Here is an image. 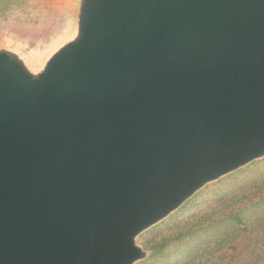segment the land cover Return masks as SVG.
I'll return each mask as SVG.
<instances>
[{
	"label": "water",
	"instance_id": "1",
	"mask_svg": "<svg viewBox=\"0 0 264 264\" xmlns=\"http://www.w3.org/2000/svg\"><path fill=\"white\" fill-rule=\"evenodd\" d=\"M71 2L40 60L0 42V264H136L264 158V0Z\"/></svg>",
	"mask_w": 264,
	"mask_h": 264
},
{
	"label": "trees",
	"instance_id": "2",
	"mask_svg": "<svg viewBox=\"0 0 264 264\" xmlns=\"http://www.w3.org/2000/svg\"><path fill=\"white\" fill-rule=\"evenodd\" d=\"M261 161L264 158L216 182L242 178V173L245 174L234 190L221 196L219 208L215 206L205 212L173 220L194 197L169 218L141 234L140 238L161 226L176 227L172 235L163 237L161 241L151 243L147 240L144 245L151 249V253L136 264H158L161 260L166 264H264V170L250 175ZM196 240L199 241L186 260L171 261L177 253L166 252L171 245L184 250L188 242Z\"/></svg>",
	"mask_w": 264,
	"mask_h": 264
},
{
	"label": "rangeland",
	"instance_id": "3",
	"mask_svg": "<svg viewBox=\"0 0 264 264\" xmlns=\"http://www.w3.org/2000/svg\"><path fill=\"white\" fill-rule=\"evenodd\" d=\"M71 6V0H0V42L17 45L27 50L34 60H40L52 45L68 33ZM256 166L259 168L254 167L251 176L264 170V161ZM242 174V178H228L210 184V187L199 192L173 220L178 217L185 218L192 213L205 212L215 206L219 208L221 196L234 190L243 181L245 174ZM175 229L176 227H158L141 238L139 236L138 243L150 255L151 249L144 243L147 240L151 243L161 241L163 237L172 235ZM198 241L188 242L184 250H179L175 244L171 245L166 252L177 251L172 262L184 261L192 254ZM158 264H166V261L161 260Z\"/></svg>",
	"mask_w": 264,
	"mask_h": 264
}]
</instances>
